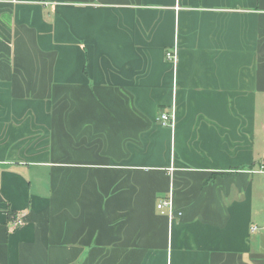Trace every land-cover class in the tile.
I'll use <instances>...</instances> for the list:
<instances>
[{"label": "crops", "instance_id": "obj_1", "mask_svg": "<svg viewBox=\"0 0 264 264\" xmlns=\"http://www.w3.org/2000/svg\"><path fill=\"white\" fill-rule=\"evenodd\" d=\"M263 167L264 0H0V264H264Z\"/></svg>", "mask_w": 264, "mask_h": 264}, {"label": "built area", "instance_id": "obj_2", "mask_svg": "<svg viewBox=\"0 0 264 264\" xmlns=\"http://www.w3.org/2000/svg\"><path fill=\"white\" fill-rule=\"evenodd\" d=\"M165 57H166V60L170 61L173 64V66L176 65L177 53L175 49L166 51ZM174 113L175 112H174L173 106L168 112L160 113L158 117L160 125L163 127H168L170 129H173L174 123H175ZM262 169L264 171V167ZM156 210L160 213V215L165 216L168 219L169 223L175 220L176 216H175L174 208H173L172 194L170 192L165 197L159 199V201L156 204ZM13 221L16 225L22 224V221L20 218H16ZM257 229L258 228L256 226H252L251 232L254 233Z\"/></svg>", "mask_w": 264, "mask_h": 264}]
</instances>
